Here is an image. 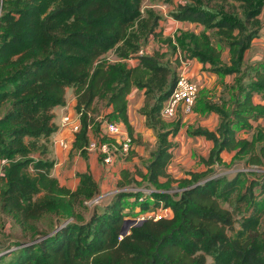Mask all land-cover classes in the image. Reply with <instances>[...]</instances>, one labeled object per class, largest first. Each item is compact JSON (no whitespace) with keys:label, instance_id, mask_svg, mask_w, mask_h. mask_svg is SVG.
Returning a JSON list of instances; mask_svg holds the SVG:
<instances>
[{"label":"trees","instance_id":"obj_1","mask_svg":"<svg viewBox=\"0 0 264 264\" xmlns=\"http://www.w3.org/2000/svg\"><path fill=\"white\" fill-rule=\"evenodd\" d=\"M185 1L171 13L172 18L215 32L211 40L222 43L228 56L224 62L209 32L185 30L176 35V45L167 39V45L173 51L178 47L184 58L195 59L220 76L239 75L253 41L261 38L264 50V0ZM229 1L238 2L240 11ZM141 2L1 1L0 214L21 229L24 241L13 244L25 245L1 254L0 264H264V229L254 228L264 174L262 178L255 176L257 171H237L227 177L213 169L226 165L221 158L224 151H235L231 161L243 159L241 167L258 168L264 162V126L258 122L264 119V104L253 102L255 94L264 102V52L252 71L253 81L242 86L245 92L236 109L229 113L221 105L207 106L219 117L216 128L197 127L191 132L211 144L208 155L200 157L204 169L186 171L175 181L167 167L173 148L170 139L181 123L180 119L164 121L160 110L175 87L176 67L146 50L129 66L99 59L119 43V56H127L146 40L162 37V29H156L158 17L151 10L137 20ZM136 21L137 27L132 28ZM66 88L75 93L71 115L80 114L70 151L82 156L87 152L89 127L99 142L113 140L102 118H97L102 110L110 109L101 117L133 137L127 97L133 88L142 92L140 110L156 141L146 152L143 167L120 170L116 188L139 187L143 181L162 190L152 193V204L143 198L139 211L143 214L161 206L169 210L167 217L130 223L123 235L128 220L123 213L125 200L137 202L140 193L135 192L115 193L87 219L74 210L76 204L100 193L98 182L83 171L76 173L74 190L60 185L50 174L51 151L39 142L49 141L57 130L53 110L66 104ZM239 129L251 130V136L237 137ZM35 152L40 157H32ZM173 182L179 190L168 193ZM221 201L231 209L222 207ZM242 205L245 211L252 208L249 215L243 214ZM69 217L74 220L60 224L61 218ZM238 218H242L241 229L235 231Z\"/></svg>","mask_w":264,"mask_h":264},{"label":"rangeland","instance_id":"obj_2","mask_svg":"<svg viewBox=\"0 0 264 264\" xmlns=\"http://www.w3.org/2000/svg\"><path fill=\"white\" fill-rule=\"evenodd\" d=\"M185 0H142L141 6H140V16L137 20L143 19L142 13L146 14L148 10H151L155 15L158 17V25L156 29L159 28L162 29V37L157 39H148L145 42L142 43L135 51L129 52L127 56H119L118 48L122 46L121 43L116 45L115 47L109 49L104 54H102L99 59L105 60L110 63H122L124 65H134L133 61L135 60V57L140 49L146 50L147 53H158L163 61H167L172 67H176L177 71V60L175 59L176 53L180 52V49L177 47L174 51L172 47L167 45V39L169 38L171 40V44L176 45L175 38L176 35L179 34L181 31H194L196 33L200 31H206L209 32L210 40L212 37H216L215 32L206 30L205 27L195 25V24H182L179 21H176L172 18L171 13L173 11H176L178 5L185 4ZM228 5H231L233 7H237L238 11H240V8L238 7L239 3L235 1H229ZM228 10H232L231 8H226ZM2 10L0 9V14ZM146 15H144L145 17ZM262 19L264 20V9L261 15ZM137 27V21L134 23L132 28ZM155 29V30H156ZM156 30V31H157ZM213 47L215 49H218L221 52V58L225 62L228 56V51L225 48V46L222 43L214 42ZM130 51V50H129ZM263 44L261 38L256 39L253 41V44L251 48L247 51L245 54L244 62L240 68V74L234 73L232 76V80L229 83H225L222 79L223 77L220 75H217L219 79H221V82L218 83L217 89H212L209 91V87L211 86L212 82H215L216 79H214V76L212 74L207 73L204 71V81L205 84L208 86V92L203 91L205 88H202V91L200 92L201 99L199 98L198 105L196 104L193 113L189 116H184L182 118L184 120V125L182 127V130L180 132V135L177 138L176 141V147L173 150V157L171 159V162L169 163L167 170L168 172L174 177L175 181H177L180 177L184 175L186 171H197L202 169V165L199 161V156H201V153L206 151V145L205 140L203 138L198 137H188L187 132L185 129L192 130L196 125H201L202 127L206 126H213L214 123H218L214 118V115L212 114V111L207 109V106L210 105H221L223 109L228 111L229 113H232L236 108L235 104L237 101L241 100L244 95V90H242V86H244L246 82L253 81L251 78L252 71L259 65V63L262 61L263 57ZM181 55H183L182 52H180ZM184 56V55H183ZM188 59V58H186ZM190 60V59H188ZM214 74V73H213ZM202 84V83H201ZM206 86V87H207ZM219 88H222L220 93H218ZM222 92V93H221ZM140 91H136L135 95L129 99L130 103V110L132 113V116H134L135 120H137L136 127L140 129L141 121H142V115L141 110L137 108L138 106V98L140 103V97L142 96L139 94ZM74 89L73 88H66L65 98L66 103L70 105V107H74L75 104V95H74ZM199 97V96H198ZM259 95L255 94L253 96V101L257 103L259 100ZM143 105V100H141V107ZM138 109V111H137ZM193 118L188 125L187 121L188 118ZM262 124L264 125V120L262 121ZM245 130V129H239ZM240 136L243 134V132L239 133ZM246 134V133H245ZM249 134V133H248ZM244 135V134H243ZM149 136V137H147ZM144 137V138H143ZM141 137L140 141H137L138 144L133 145V149H131L128 154L117 156L120 163L114 162L112 166H138L139 168L143 167V158L148 150L153 147L154 145V135L152 132H149L146 136ZM41 144H44L49 153V157L53 159L54 163L52 166V169L50 171L51 176L56 177L60 185H65L69 187L71 190H74L78 184V178L76 173L81 170L80 165H78L74 159H70L69 163H65L61 167H55L56 160L54 158L53 154V144L51 141V138L49 141L44 142V140L39 141ZM139 146V148H138ZM136 149V150H135ZM132 152V155L130 154ZM135 153V155H133ZM70 158L76 157V152H73V150L70 151ZM32 157H40L39 152H35L31 154ZM80 156V155H79ZM131 156V157H130ZM48 158V153L47 156ZM227 157V156H226ZM49 159V158H48ZM130 161L126 163V161ZM4 163V162H2ZM242 165H244L243 159L239 158L234 161L226 163V165H220V166H214V172L218 174H225L227 177H232L233 173L232 170H235L237 168H240ZM113 168L109 171L110 173ZM257 175L256 177H262L264 174V162L261 166L257 168ZM116 173V170H115ZM74 174V175H73ZM114 176V174H113ZM112 178V176L110 177ZM171 187L173 189L169 190L168 193L172 191H178V183L173 182L171 184ZM161 192L162 190H159L155 188L154 186H146L145 182L141 181V184H139V187H124L122 189L116 188L115 181L112 182L109 189H105L100 191L98 193L97 197H102L98 199L99 202H94L93 199H86L82 201V204H76L74 207V210L78 213H80L84 219L89 218V215L91 214V211L94 208H100L107 204V202L112 198V196L117 192H135L140 193L139 196L141 198H146L149 202V204H152L153 198L152 193L153 192ZM258 191H256L257 193ZM257 207L259 208V214H258V220L254 228L263 230L264 229V203L260 204V202L264 199V194H259L257 196ZM139 202L138 199L137 202H134V199L125 200L124 204V216H126V219L135 220L136 217L141 216L139 211ZM221 206L226 209H231V206L226 201H221ZM243 206V205H242ZM249 207V206H248ZM159 207H156L154 210L144 212L143 214H149L152 212H156ZM151 209V208H150ZM241 211H243L244 215H249L252 211V208H250L248 211L244 210V206L241 207ZM139 214V215H138ZM62 216H65V214H61ZM73 219V217H69L67 219L61 218L59 221L61 222H69ZM74 220V219H73ZM241 223L242 218H238L236 220V223H234L235 231H238L241 229ZM58 224V223H57ZM21 229L14 224L9 218L3 216L0 214V249H4L5 247H8L5 250L0 251V255L5 253L7 250H14L17 249L20 246H23L25 244L20 243L19 246H15L13 244L14 241L23 240V236L21 234ZM24 241V240H23Z\"/></svg>","mask_w":264,"mask_h":264},{"label":"crops","instance_id":"obj_3","mask_svg":"<svg viewBox=\"0 0 264 264\" xmlns=\"http://www.w3.org/2000/svg\"><path fill=\"white\" fill-rule=\"evenodd\" d=\"M182 24H188V23H182ZM189 62H190V65H189V73H190V76L199 85V91H198V96L199 97L197 98V101H196L197 102L196 104L198 105L199 98L201 99V96H203L202 94L200 95V92L202 91V88H205L203 91L208 92V86L205 84V81H204V73L203 72L206 71L207 73L212 74V76H214V79H216L215 82H212L211 83V86L209 87V91H211L213 88L214 89H217L218 88V83L221 82V79H219V77L217 76V74H215V73L213 74L211 71L207 70V65H205L204 68H203V65L201 63H199L195 59H190ZM222 77H223L222 80L225 83H229L232 80V76L231 75H223ZM221 90H222V88H219L218 93H220ZM136 91L137 90L135 88H133L130 91V93L128 94V97H127L128 98V118H129V123L133 127V131H134L133 137H135V141L133 140V137H131L132 138V143H131L130 150L133 149V147H134L133 145L138 144L137 143V140H141V137L146 136L149 132H152V130L147 129L145 127V124H144V115L142 113H141V115H142V121H141L140 129H138L136 127L137 120H135L134 119L135 117L132 116V113H131V110H130V103H129V99L133 96V94L135 95ZM139 94L142 96V98L140 97V103H139V98L137 99L138 100V106H137V108L140 110V108H141V100H143V95H142V92L139 93ZM257 104H264V102L261 100V97H259V100L257 101ZM138 109H137V111H138ZM53 111H54V114H55L54 123L57 126V130L51 136V141H52V144H53V154H54V158H55V160L57 162V163H55V167L56 168L57 167H61L65 163L68 164L69 161H70V159H72V160L74 159V161L78 165H80V168H81V170H79L78 172H83V171L90 172L91 175L94 177V179L98 182L99 187H100V191L105 190V189L106 190L109 189V187L111 186L112 182L115 181V183H116L117 180L119 179V177H120V170L122 168H125L126 166H124V165L123 166H118V165L117 166H111V168H113L112 169L113 172L110 173L109 171L111 170V168H108L104 164H102L101 161H100L99 154L96 153V152H93V151H87L86 154H85V156H82L79 152H76V151L73 150V152H76V157L75 158H70L71 157V155H70V147L68 149H64V148L60 147V145H58L56 142H57L58 139H65V140H68L69 143H70V145H71V142L74 139V134L73 133H71L66 128H60L59 127L60 117L62 116V114H65V113L71 114L72 113V107H70V105L66 103L64 106L55 107ZM108 113H110V109L102 110L101 113H100V115H98L97 118H100L102 115L105 116ZM212 114L214 115V118H215L216 121H217V119L219 120V117H218L217 113H215L214 111H212ZM182 118H184V116L181 115V114H178L176 117H174L172 119L164 120V121H167L168 122V121H171V120H174V119H180V123H181L180 124V128H179L178 132L176 133V135L173 136L170 139L171 142H172V144H173V148L171 150V155H172L171 156V159L173 157V150H174V148L176 147V144H177L176 143L177 138L180 135V132L182 130V127H183L184 123H186V122H184L185 119L183 120ZM192 119L193 118L189 117L186 125H188V123ZM263 120L264 119L260 118L258 122H260V124H262V121ZM255 124L256 123H254L252 125L255 126ZM262 126H264V125L262 124ZM197 127H202V126L201 125H196L192 130H189L188 128L185 129V130H186V132L188 134L187 135L188 137H192V136L195 137L196 136L198 138H203L205 140L206 151H204L203 153H201V156H199V161H200V157H206L208 155L209 150H210V147H211V144H210V142L206 138H204L202 136H199V135L197 136V135H192L191 134V132L195 128H197ZM202 128H206V129H209V130H213V129L216 128V123H214V125L212 127L211 126H206V127H202ZM240 132H243L244 135L242 134L240 136V134H239ZM251 133H252L251 130L250 131L240 130V131H237L236 132V135H237V137L249 138L251 136ZM153 135H154V138H155L154 139V144H155L156 137H155V134L154 133H153ZM92 137H94V135L92 134V132L89 131V138H92ZM147 137H149V136H147ZM138 148H139V146H138ZM130 154L132 155V152ZM234 154H235V151H231V152L224 151V152H222L221 153V158H222L223 164H226V163L230 162ZM133 155H135V153H133ZM117 156H122V154L119 151L116 152V156H115V161L114 162H116L118 160ZM171 159H170V162H171ZM128 162H130V161L129 160L126 161V163H128ZM116 163L119 164L120 161L118 160ZM132 167L133 166H130L129 168H132ZM203 169H204V166L202 167L201 170H203ZM115 170H116V173H115ZM197 171H200V170H197ZM167 172H168V170H167ZM113 174H114V176H113ZM111 176H112V178H110ZM183 176H185V173H184Z\"/></svg>","mask_w":264,"mask_h":264},{"label":"built area","instance_id":"obj_4","mask_svg":"<svg viewBox=\"0 0 264 264\" xmlns=\"http://www.w3.org/2000/svg\"><path fill=\"white\" fill-rule=\"evenodd\" d=\"M0 0V9H1ZM145 53L142 48L138 51L136 56H141ZM175 59L177 60V81L172 93L164 101L162 108L160 110V117L163 120L172 119L178 114L183 116H189L193 113V108L198 98L199 85L193 80L189 73L190 62L188 59L184 58L180 52L176 53ZM80 114L76 113L71 115L69 113L62 114L59 121L60 128H66L71 133L78 131L80 122ZM104 121L103 124L107 130L108 135H110L113 140L99 142L95 137L89 138L86 146L87 151H93L99 154L100 159L106 167H111L115 161L116 152H120L122 155L128 154L131 148L132 138L127 131L122 129L117 123L109 121L104 117H100ZM90 131V127H89ZM60 147L68 149L70 143L65 139H58L56 142ZM257 167H240L232 170V173L237 171H257ZM223 174V173H222ZM102 198L95 197L94 202H99L98 199ZM143 198H139L141 201ZM169 215V210L159 206L156 212L149 214H142L135 218L136 224L144 219L152 218L153 220H158ZM122 235L120 236V238Z\"/></svg>","mask_w":264,"mask_h":264},{"label":"water","instance_id":"obj_5","mask_svg":"<svg viewBox=\"0 0 264 264\" xmlns=\"http://www.w3.org/2000/svg\"><path fill=\"white\" fill-rule=\"evenodd\" d=\"M135 222V220H126V222H125V225H123V228H122V232H123V235L127 232V230H128V224L130 225V223H134Z\"/></svg>","mask_w":264,"mask_h":264}]
</instances>
